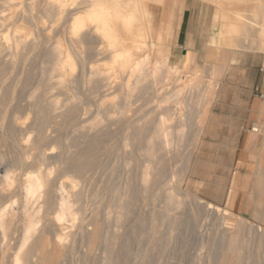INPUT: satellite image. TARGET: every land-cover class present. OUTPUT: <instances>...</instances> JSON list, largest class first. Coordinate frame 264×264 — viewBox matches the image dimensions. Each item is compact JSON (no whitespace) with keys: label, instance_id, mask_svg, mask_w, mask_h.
<instances>
[{"label":"rangeland","instance_id":"1","mask_svg":"<svg viewBox=\"0 0 264 264\" xmlns=\"http://www.w3.org/2000/svg\"><path fill=\"white\" fill-rule=\"evenodd\" d=\"M58 1L62 2L59 7ZM94 1L95 0H0V68L2 69H0V74L5 75V73H3L5 69L8 71L7 76H5L7 79L0 76V78H2L0 79V162H2L0 163L2 164L0 166V181H2L1 173L3 172L1 171H3L4 166L7 168H4V171L12 172V175L16 179L10 188L2 185V182L0 183V190L2 191H0V210L10 206L12 203H15L18 209H16L18 212L16 211L15 216L8 220L11 230V232L9 231L8 233V238L4 240L0 232V264L12 263L13 255H15L21 239V220L23 219L22 209L24 206L22 202V182L27 173L26 170H37L40 171L41 174L47 175L46 177L49 181V185L48 183L47 185L49 187H46L48 189L45 188L47 192H45V195H51L45 197L43 194L40 203L41 210H43L41 212L43 215L41 214L42 216H40L43 219L41 220L40 218L42 222L40 235L42 238L44 237L42 244L45 243L41 246L40 250L44 249L47 253L39 250L41 253L38 251V254L34 253V255L30 253L25 254L27 260L29 259L27 261L29 264H237V261L234 260L235 256L233 253L238 255L239 252H242L244 249L249 250L252 254L257 256L250 257V264H263L264 236L259 235L256 229L257 226L264 229V221L258 215L264 212V207L260 208L257 204V201L261 200V197L258 196L259 193L255 191V193H253V190L256 186L254 184L256 177H259L256 176V173H260L261 177L259 178L264 180V100H260L261 105L258 108V116H256V119L254 115L250 114V118L255 120H253V125L249 129L244 130L242 136L238 138L239 144L216 143L217 141L228 140V136H230L232 140L233 135L231 132L234 130L211 126L213 123L234 124V121L229 119V117L237 115L233 108H226L222 111L216 106L219 82L223 78L227 67L233 62V56L239 52L256 54L263 60L262 63L264 65V46L261 38V25L258 24L264 19V0H188V4H193L197 9L195 13L196 18L202 14L203 10L207 14L208 30L206 36H210L211 38L208 43L216 46L218 55H220V58L222 57L220 64L222 66H196L191 70L188 69V67L185 69L179 66L182 69L172 75L167 69L161 71L162 73H160L156 81L150 78V73L153 69V65L155 66L157 63H162L164 55L160 53L159 49L161 47L163 49L164 47L169 48V42L175 34L173 23L167 24L166 27L163 26L162 9L168 8L170 4H172L171 15H177L180 12V10L178 11V5L184 0H107L109 4H116V10L118 11V17L113 18L114 21H112V27L114 28L113 35L115 36L112 40L113 42L97 28L96 24H92L90 21L88 24V21H85L88 20L86 16L88 12L86 11L89 10L90 5ZM145 4L150 11H153L151 12L154 16L153 20L159 22V24L153 23L152 30H150L146 22H144L143 15L141 16L142 11L140 10V6ZM50 6L51 10H49ZM45 9L47 11H45ZM50 11H53L51 13L54 14L52 15ZM139 11L141 13H139ZM43 12L48 14L44 15ZM216 12H219V14ZM49 13L51 17L57 15L56 19L55 17L51 18ZM131 13L134 22L132 26L127 29L122 22L123 19L121 16L131 15ZM78 19L83 21L82 27H77L76 20ZM145 24L147 27L144 26ZM231 31H233L232 36ZM74 32H76V34ZM225 33L228 36H226ZM122 34H124V36ZM159 35L161 36L160 40L158 39ZM147 36L148 39L146 38ZM3 37L5 38L3 39ZM15 38L17 40L20 39L18 40L20 42L17 43V40H15V42ZM91 38L94 39L93 41H95V43H93ZM149 39H151L150 42ZM21 40L25 42L24 45L21 43ZM147 41L152 44H149ZM82 42L85 43L82 44ZM87 44L89 46L91 45L94 49V51L91 49V54L87 50H90L91 47ZM2 45H4V48H2ZM17 45L22 51L18 49ZM94 46L98 49L96 50ZM69 48L71 51L73 49L74 52H71ZM105 50L106 53H103ZM146 50L152 51V54H149L150 52ZM51 51L52 53L55 51V53L52 54ZM65 52L68 55H66ZM95 52L98 53L96 54ZM138 52L139 54L137 55L139 58L135 55ZM17 53L20 55H17ZM109 53L112 56H110ZM54 54L58 55L55 56ZM11 55L13 57H11ZM52 55L54 64L50 60L52 59ZM60 55L62 56L61 58L58 57ZM119 55H124V61H119ZM149 55H151V57ZM17 56H21L20 59ZM66 56L69 57L67 58ZM81 63L82 66H80ZM137 64L140 67H138ZM49 65L51 67L54 66V69L52 67L50 70ZM144 67L146 68L145 71L148 72L143 70ZM140 71H142V73ZM10 72L14 74L11 75L12 78ZM107 72L110 74H107ZM143 73L145 74L143 75ZM196 73L202 76L200 80V84H202H199V86L194 88L195 90H191V92L187 91V89L182 93H178V90ZM47 75H49L48 79L53 80H48ZM75 75L77 77H75ZM78 75H83L84 77H79ZM44 76H46L47 80H45ZM54 76H57L58 79ZM99 77L101 78L99 79ZM68 78H71V80ZM76 78L82 79H80L81 81L79 79L77 81ZM95 79L98 81L97 84H95ZM55 80L58 81L56 82ZM66 80H68L69 83ZM72 80L73 82H71ZM100 80L102 81L100 82ZM2 81L5 82V84ZM45 81H49V84L52 82V85L47 84ZM54 81L57 85H54ZM107 82L109 84L105 87ZM155 82H157V84ZM164 82L165 84H163ZM98 84L100 86L99 88L97 86ZM144 84H149L150 86H144ZM159 84H161V86ZM53 85L55 89L52 87ZM103 85L104 87H101ZM3 86L5 90L7 88H12L13 92H9L7 89L8 94H3L4 92H1V90L4 89ZM14 86L18 88H16L17 91L14 90ZM154 86L158 88L153 89ZM146 87L149 89L146 90ZM37 88L38 90H36ZM48 88L50 90L49 93L52 91L53 95H55V101L53 97H51L52 92L50 94L48 93ZM40 89H43V92H41ZM165 90L167 91L165 92ZM38 92L42 93V95H36L39 94ZM44 92L49 95L44 94ZM58 92L60 94H58ZM10 93H12V95ZM33 93H35V95H33ZM187 93L188 96H186ZM196 93H198L200 97ZM208 94H210V98H207ZM5 95H7V97H5ZM35 96H39L38 99L40 98L41 101L45 98L47 103L44 100V104H42L43 102H41L40 99L38 102ZM49 97L51 99H47ZM182 97H185V99H183L185 101H181ZM201 97L205 99L203 100ZM7 98L11 100L8 99L6 101ZM178 100L182 103L178 102ZM188 100L189 103H187ZM13 101L14 103H12ZM34 102H37L39 107L37 103H35V105ZM192 102H194V105ZM184 103L189 105L187 106ZM195 103L198 104L195 105ZM8 104H12L10 106L13 108L11 109ZM15 104L17 108L13 106ZM40 104L44 105V108L42 105L40 106ZM52 104L54 107L51 106ZM60 104H63V106ZM191 104L195 106L193 108H196V110L194 109L196 114L195 112L193 114L194 110ZM59 105L62 107L64 114L66 112L69 113L72 107L73 110L70 111V115L66 113L65 117H62L61 114L63 111ZM184 105L185 110L183 107ZM55 106H58L59 110ZM34 107L37 108V116L39 117H36V112H34L36 110ZM40 107L43 109V112ZM51 107L52 109L54 108L56 112L53 110L54 113H52ZM64 108H66V112ZM14 109L19 112H16V110L13 111ZM49 109L51 110L50 112ZM199 109H201L202 112ZM190 111L192 112L190 113ZM39 112H41V115L47 112L49 114L47 113V115L42 117ZM186 112L189 114H186ZM200 112L204 114L202 115ZM71 114L74 115L72 116ZM197 114L199 115L197 116ZM48 115H50V117ZM186 115H188L189 118ZM15 116L21 117V121L19 122L18 120H20V118H15ZM46 116L48 118H46ZM60 116L62 118H59ZM71 117H74L75 120ZM41 118L43 120H48L46 121L47 123L45 121L42 123V120L39 121ZM187 118L189 120H187ZM34 119L36 121H34ZM163 119H166L164 124L166 125V129L170 128L169 131L167 129V132L169 133L171 144L165 145L163 142L164 138H159L156 134L157 125ZM12 120H16V122ZM10 121L12 122L9 123ZM64 121H66V123H64ZM70 121H72V123H70ZM185 121H187L186 123L189 127L187 124L185 125ZM188 122H190V124ZM67 123H69V127L66 126ZM130 123L132 124L130 125ZM37 124H39V126ZM50 124L52 125L50 126ZM128 125L132 126V128ZM169 125L170 127H168ZM199 128L200 130H198ZM253 129H258L259 132L255 133ZM11 131L15 134L12 135ZM8 134H10L11 137ZM44 134L47 136H44ZM131 134L134 135L132 136ZM187 134L189 137L186 136ZM254 134L258 135L256 143L246 144L248 136L250 137ZM42 135L44 136L43 139L41 138L43 137ZM195 135L198 138H196ZM14 136H16V140H14ZM182 138L184 139L182 140ZM186 139L187 141H184ZM175 141L177 143H175ZM16 142L17 144H15ZM156 145H159V147ZM39 146L40 151H38ZM148 146L151 149L154 147L153 151L155 152H146ZM181 146H184L185 149ZM187 146L189 147L187 148ZM97 148L101 151L99 155H97ZM156 152L159 153L156 155ZM92 153H94V156H92ZM69 154L70 156H68ZM150 154L152 155L150 156ZM63 156L66 157L64 158ZM67 156L69 158H67ZM37 157L40 158L38 159ZM59 157H63L64 159L67 158L65 161L66 163L61 161L63 158L60 159ZM73 157H75V159ZM16 158L17 160L23 159L21 161H24V164H21L20 161V163H17ZM34 159H36L37 162L39 160V162L37 163ZM40 160L43 161L41 162ZM91 160L94 163H92ZM34 162H36L37 165H35L36 163ZM83 163H85L86 166L82 170V173L81 171L78 173L76 168ZM72 164H76L77 166ZM68 165H70V167H68ZM25 167L28 169H25ZM48 167H52V169L50 170ZM66 167L68 169H66ZM69 168L76 169V172L75 170L71 171L72 169L70 170ZM65 171L69 172L65 174ZM148 173L149 176L147 179L149 181L147 180V182L144 183L142 179L145 175L147 177ZM58 182L64 183L69 195H72H70V197H72L70 199L74 201L72 202L74 208H76L75 210L78 209V211H80L78 213L79 218H83V220L82 218L80 220L78 219L75 224L76 226L74 225L73 228L67 230L70 237H66L65 242L62 244V248L58 247L55 242L56 236L58 235L57 231L60 230V227L55 224L53 218L56 212L54 207L58 206V192L55 191ZM126 188H129L128 190L130 191ZM256 188L257 186L255 189ZM53 191H55L56 194ZM127 191L131 192L128 193V197ZM54 194L55 196H53ZM123 194L124 196L122 197ZM44 197H48V200H44ZM51 197L52 201L50 202L49 200H51ZM15 198L16 200H14ZM128 198H130V201ZM125 200H127L125 203L126 206L122 203L125 202ZM54 203L57 206H55ZM208 205L212 206L214 210L209 209ZM123 206L126 210L127 207H130L126 211V214L124 213L125 208ZM217 208L218 210L220 208V213L230 212L229 216L234 225V229L228 231V235L226 232H222V235L225 236H222L223 240L216 237V234H218V232L220 233V231L213 233L214 230L210 233L211 236L214 235L209 241L203 240L201 239L202 237L199 236L202 220L206 216L209 217L211 221L214 219L216 220V213H219L216 211ZM53 210H55V212H53ZM19 214H21V216ZM85 215H87V218ZM91 215L93 216L91 217ZM89 217L91 219H89ZM18 218L19 220H16ZM210 219H208V222H210ZM47 220L48 222H46ZM17 222H19L18 225L20 227L17 225ZM99 223L102 224V226L99 225ZM44 224L47 225H45V227H48V231H52V233L45 232L47 229L43 228ZM17 228L19 229L17 230ZM63 228L66 229L67 226H62L61 231ZM94 228L96 231L98 229L100 231V240L96 244L93 241L89 243V239H92L91 236L95 233ZM102 231L104 232L103 234H101ZM42 232L45 233V236L42 235ZM53 232L55 237L52 235ZM88 236L90 238H88ZM113 236L115 237L113 238ZM91 242L93 243L92 245ZM219 242L220 244H218ZM53 244L56 245L57 248L56 246L54 247ZM108 247L110 249L113 247V250L111 249V251H108ZM51 248L53 249L52 251ZM57 249L59 253L56 251ZM53 253H58L60 255H54ZM116 253L117 255H115ZM113 254L117 257L116 259H114L115 256H113ZM107 255L108 258H106ZM109 255H111L110 257L112 258H110ZM109 258L114 259L116 262L109 260ZM109 261H113V263ZM238 263H242L241 260Z\"/></svg>","mask_w":264,"mask_h":264},{"label":"bare ground","instance_id":"2","mask_svg":"<svg viewBox=\"0 0 264 264\" xmlns=\"http://www.w3.org/2000/svg\"><path fill=\"white\" fill-rule=\"evenodd\" d=\"M114 1V0H113ZM132 1V0H131ZM136 1V0H135ZM164 1V0H163ZM213 1V0H212ZM220 1V0H219ZM86 2H88V1H86ZM159 2V1H158ZM216 2V1H215ZM214 2V3H215ZM53 3V2H52ZM92 3V2H91ZM139 3H140V1H139ZM219 3H221V2H219ZM223 3V2H222ZM48 4V3H47ZM51 4V3H50ZM61 4H62V2L61 1H58V7L59 6H61ZM137 4V3H136ZM182 4V3H181ZM225 4V3H224ZM55 5H56V3H55ZM83 5V4H82ZM220 5V4H219ZM53 6V5H52ZM57 6V5H56ZM159 6V5H158ZM225 6V5H224ZM230 6V5H229ZM116 7H117V5L116 4H109L108 3V1L107 0H99V1H94L91 5H90V7H89V10L88 11H86V12H88V14L86 15L87 16V19L88 20H85V21H88V24H89V21L93 24H96L97 25V28L101 31V32H103L104 33V35L109 39V40H113L114 38H115V36L113 35V32H114V28L112 27V21H114L113 20V18H116V17H118L117 16V14H118V11L116 10ZM220 7V6H219ZM48 8V7H47ZM122 8H124V7H122ZM135 8H137V7H135ZM226 8V7H225ZM224 8V9H225ZM49 9V8H48ZM85 9V8H84ZM83 9V10H84ZM88 9V8H87ZM132 9H133V7H132ZM49 10H51V6H50V9ZM82 10V9H81ZM138 10V9H137ZM140 10L142 11V13L139 11V13H141V16L143 15V19H144V22H146V24L148 25V28L150 29V30H152V27H153V18H154V16H153V14L151 13V11L146 7V4L145 5H141L140 6ZM45 11H47L46 9H45ZM54 11V10H53ZM53 11H50V13L51 12H53ZM57 11V10H56ZM56 11H55V14H56ZM122 11V10H121ZM133 11V10H132ZM220 11H222V10H220ZM227 11H229V10H227ZM77 12H79V11H77ZM82 12H84V11H82ZM135 12V11H134ZM49 13V15H50V17H51V14L53 15L54 13H51L50 14ZM59 13V12H58ZM75 13V12H74ZM216 13H218L219 14V12H216ZM221 13V12H220ZM43 14L44 15H46V14H48V13H46L45 14V12H43ZM136 14V13H135ZM134 14V15H135ZM217 14V15H218ZM64 15V14H63ZM84 15V14H83ZM121 15V14H120ZM139 15V14H138ZM233 15V14H232ZM56 16L57 15H55V16H52V17H55V19H56ZM60 16V15H59ZM237 16V15H236ZM48 17V16H47ZM51 17V18H52ZM122 17V22L124 23V25L127 27V29H129L131 26H132V23L134 22L133 21V17H132V13H131V15H124V16H121ZM140 17V16H139ZM58 18V17H57ZM63 18V17H62ZM70 18V17H69ZM82 18V17H81ZM67 19V18H66ZM120 19V18H119ZM135 19V18H134ZM216 19V18H215ZM2 20V19H1ZM57 20H60V19H57ZM57 20H55V21H57ZM62 20V19H61ZM142 20V19H141ZM76 21H77V23H76ZM75 21V23L77 24V27L78 26H81L82 24H83V21L81 20V19H78V20H76ZM116 22V21H115ZM143 22V21H142ZM59 23V22H58ZM73 23H74V21H73ZM119 24V23H118ZM136 24V23H135ZM144 24V23H143ZM144 25V26H146L147 27V25ZM258 24H260L261 25V38H262V44H263V46H264V19H263V21L262 22H259ZM43 26V25H42ZM94 26V25H93ZM139 26V25H138ZM230 26H232V25H230ZM234 26V25H233ZM236 26V25H235ZM38 27V26H37ZM45 27V26H44ZM82 27V26H81ZM219 27H220V25H219ZM238 27V26H237ZM41 28V27H40ZM40 28H39V30H40ZM116 28V27H115ZM140 28H141V26H140ZM145 28V27H144ZM42 29V28H41ZM44 29V28H43ZM76 29V28H75ZM81 29V28H80ZM147 29V28H146ZM145 29V30H146ZM229 30H231L230 28H228ZM235 29V28H234ZM36 30V29H35ZM38 30V29H37ZM46 30H48V29H46ZM84 30V29H83ZM92 30V29H91ZM229 30H228V32H229ZM233 30V29H232ZM238 30V29H237ZM75 31H77V30H75ZM80 31V30H79ZM98 31V30H97ZM138 31H139V29H138ZM227 31V30H226ZM19 32V31H18ZM42 32V31H41ZM117 32V31H116ZM120 32V31H119ZM131 32V31H130ZM143 32H145V31H143ZM146 32H147V30H146ZM232 33H231V36H232V34H233V31H231ZM235 32V31H234ZM43 33H45V32H43ZM42 33V34H43ZM48 33V32H47ZM75 34H76V32H74ZM85 33V32H84ZM89 33V32H88ZM121 33V32H120ZM139 33V32H138ZM230 33V32H229ZM236 33V32H235ZM90 34V33H89ZM97 34H98V32H97ZM126 34V33H125ZM133 34V33H132ZM144 34V33H143ZM142 34V35H143ZM146 34V33H145ZM226 34V33H225ZM46 35V34H45ZM87 35V34H86ZM123 36H124V34H122ZM129 35V34H128ZM147 35H148V33H147ZM76 36V35H75ZM226 36H228L227 34H226ZM6 37H8V36H6ZM16 37V36H15ZM18 37H19V35H18ZM21 37V36H20ZM24 37V36H23ZM22 37V38H23ZM85 37V36H84ZM91 37V36H90ZM122 37V36H121ZM127 37V36H126ZM132 37V36H131ZM137 37V36H136ZM225 37V36H224ZM5 37H3V39H4ZM9 38V37H8ZM89 38V37H88ZM96 38V37H95ZM97 38H99V37H97ZM147 39H148V36L146 37ZM150 38V37H149ZM221 38V37H220ZM92 39V38H91ZM90 39V40H91ZM125 39V38H124ZM143 39H144V37H143ZM225 39H228V38H225ZM229 39H230V37H229ZM232 39H234V38H232ZM15 40H17L16 38L14 39V41ZM18 40H20V39H18ZM17 40V43L18 42H20V41H18ZM71 40V39H70ZM85 40V39H84ZM83 40V41H84ZM86 40H87V38H86ZM94 39H92V41H93ZM122 40H123V38H122ZM129 40V39H128ZM139 40V39H138ZM150 40L151 39H149V42H150ZM8 41V40H7ZM23 40H21V43H23V45H24V43L25 42H22ZM61 41V40H60ZM82 41V40H81ZM89 41V40H88ZM101 41V40H100ZM103 41V40H102ZM118 41V40H117ZM16 42V41H15ZM75 42V41H74ZM87 42V41H86ZM91 42V41H90ZM113 42V41H112ZM128 42V41H127ZM133 42H135V41H133ZM148 42V41H147ZM146 42V43H147ZM148 42V43H149ZM21 43H19V44H21ZM83 43H85V42H82V44ZM89 43V42H88ZM93 43H95V41H93ZM132 43V42H131ZM148 43H147V45H148ZM16 44V43H15ZM63 44V43H62ZM69 44V43H68ZM90 44V43H89ZM100 44H101V42H100ZM104 44V43H103ZM109 44V43H108ZM117 44V43H116ZM129 44V43H128ZM149 44H152V43H149ZM22 45V46H23ZM81 45V44H80ZM88 45V44H87ZM86 45V46H87ZM95 45H97V44H95ZM114 45H115V43H114ZM136 45V44H135ZM138 45H140V44H138ZM137 45V46H138ZM143 45V44H142ZM3 47L2 48H4V45H2ZM14 46V45H13ZM18 46V45H17ZM21 46V47H22ZM73 46V45H72ZM79 46V45H78ZM84 46H85V44H84ZM89 46V45H88ZM87 46V47H88ZM105 46H107V45H105ZM145 46H146V44H145ZM149 46V45H148ZM154 46V45H153ZM6 47V46H5ZM20 47V48H21ZM62 47V46H61ZM89 47H91L90 48V50L89 49H87L89 52L91 51V49H93L92 48V46L90 45ZM88 47V48H89ZM125 47V46H124ZM140 47H142V46H140ZM217 47H218V45H217ZM1 48V49H2ZM25 48V47H24ZM94 48H95V46H94ZM100 48V47H99ZM130 48V47H129ZM135 48V47H134ZM147 48V47H146ZM14 49V48H13ZM18 49H19V46H18ZM26 49V48H25ZM59 49V48H58ZM70 49V48H69ZM96 49V48H95ZM98 49V48H97ZM96 49V50H97ZM141 49V48H140ZM145 49V48H144ZM263 49V48H262ZM17 50V49H16ZM20 50V49H19ZM19 50H18V52H19ZM102 50V49H101ZM106 50H107V48H106ZM106 50H105V52H103V53H106ZM112 50V49H111ZM114 50V49H113ZM126 50H127V48H126ZM148 50H149V48H148ZM148 50H146V51H148ZM151 50V49H150ZM264 50V49H263ZM20 51H22V50H20ZM59 51H61V50H59ZM58 51V52H59ZM68 51V50H67ZM70 51H71V49H70ZM92 51H94V49L92 50ZM99 51V50H98ZM138 51V50H137ZM62 52H63V50H62ZM61 52V53H62ZM71 52H74L73 51V49H72V51ZM107 52H109V51H107ZM112 52V51H111ZM121 52V51H120ZM132 52V51H131ZM145 52V51H144ZM148 52H150L149 54H152L151 52L152 51H148ZM197 52V51H196ZM2 53V52H1ZM21 53V52H20ZM50 53V52H49ZM51 53H52V51H51ZM53 53H55V51L53 52ZM52 53V54H53ZM61 53H59V54H61ZM66 53V52H65ZM76 53V52H75ZM92 52H90V54H91ZM96 53V52H95ZM98 53V52H97ZM96 53V54H97ZM101 53V52H100ZM99 53V54H100ZM128 53V52H127ZM133 53H135V52H133ZM132 53V54H133ZM14 54V53H13ZM19 53H17V55H18ZM78 54V53H77ZM90 54H88V55H90ZM121 54V53H120ZM137 54H139V52L138 53H136L135 55H137ZM148 54V53H147ZM20 55V54H19ZM51 55V54H50ZM55 55V54H54ZM56 55H58V54H56ZM55 55V56H56ZM66 55H68L67 53H66ZM76 55V54H75ZM74 55V56H75ZM106 55H108V54H106ZM109 55H110V53H109ZM117 55V54H116ZM142 55H143V53H142ZM145 55V54H144ZM6 56V55H5ZM54 56V57H55ZM100 56H102V55H100ZM110 56H112V55H110ZM133 56H134V54H133ZM150 57H151V55H149ZM149 56H148V58H149ZM11 57H13L12 55H11ZM18 57V56H17ZM20 57L21 56H19L18 58L20 59ZM50 57V56H49ZM58 57H62L61 55L60 56H58ZM67 57V56H66ZM69 57V56H68ZM67 57V58H68ZM75 57H77V56H75ZM98 57V56H97ZM103 57V56H102ZM116 57V56H115ZM136 57H138V55L136 56ZM224 57V56H223ZM3 58V57H2ZM51 58L52 59H50L51 61L53 60V55L51 56ZM80 58V57H79ZM96 58V57H95ZM113 58V57H112ZM118 58V57H117ZM139 58V57H138ZM137 58V59H138ZM146 58V57H145ZM222 58V57H221ZM71 59V58H70ZM75 59V58H74ZM84 59V58H83ZM124 59V55H119V61H124L123 60ZM132 59V58H131ZM144 59V58H143ZM14 60H16V59H14ZM57 60V59H56ZM60 60V59H59ZM62 60V59H61ZM76 60V59H75ZM82 60V59H81ZM99 60V59H98ZM156 60V59H155ZM219 60V59H218ZM50 61V62H51ZM54 61V60H53ZM52 61V62H53ZM68 61V60H67ZM79 61H80V59H79ZM113 61H115V60H113ZM150 61H151V59H150ZM149 61V62H150ZM221 61H222V59H221ZM52 62H51V64H52ZM65 62V61H64ZM69 62V61H68ZM127 62V61H126ZM140 62H141V60H140ZM149 62H148V64H149ZM10 63H11V61H10ZM56 63V62H55ZM78 63V62H77ZM87 63V62H86ZM85 63V64H86ZM147 63V62H146ZM152 63H153V61H152ZM175 63V62H174ZM12 64H13V62H12ZM50 64V65H51ZM53 64H54V62H53ZM52 64V65H53ZM56 64H58V63H56ZM73 64V63H72ZM139 64V63H138ZM138 64H137V66H138ZM142 64V63H141ZM151 64V63H150ZM3 65H5V64H3ZM49 65V66H50ZM87 65V64H86ZM145 65V64H144ZM1 66V65H0ZM14 66V65H13ZM15 66H16V64H15ZM49 66H48V68H49ZM56 66V65H55ZM73 66V65H72ZM80 66H82V63H81V65ZM79 66V67H80ZM11 67V66H10ZM9 67V68H10ZM17 67V66H16ZM53 67V69H54V66H52ZM51 66H50V70H51V68H52ZM66 67V66H65ZM138 67H140V66H138ZM151 67V66H150ZM6 68V67H5ZM15 68V67H14ZM47 68V69H48ZM68 68V67H67ZM100 68V67H99ZM1 69V68H0ZM4 69V68H3ZM17 69V68H16ZM46 69V68H45ZM58 69V68H57ZM140 69V68H139ZM168 70L169 72H170V74L172 75L173 73H176V72H178L181 68L179 67V66H176V65H173V63H172V60H171V58H169V57H163V59H162V63H157L155 66L153 65V69H152V71H151V73H150V78H152V79H154L155 81L159 78V75H160V73H162L161 71H163V70ZM2 70V69H1ZM12 70V69H11ZM134 70V69H133ZM144 71L146 70V68L144 67V69H143ZM5 71V72H4ZM7 71V69H5V70H3V73H5V75L4 74H0V76L2 77H5V76H7V73H8V71ZM56 71V70H55ZM85 71V70H84ZM168 71H167V73H168ZM183 71V70H182ZM45 72V71H44ZM47 72V71H46ZM50 72V71H49ZM57 72V71H56ZM92 72V71H91ZM94 72V71H93ZM97 72V71H96ZM137 72H138V70H137ZM136 72V73H137ZM141 73H142V71H140ZM145 72H148V71H145ZM165 72V71H164ZM1 73H2V71H1ZM48 73V72H47ZM51 73V72H50ZM52 73H53V70H52ZM88 73V72H87ZM86 73V74H87ZM135 73V72H134ZM17 74V73H16ZM46 74V73H45ZM44 74V75H45ZM79 74V73H78ZM89 74V73H88ZM96 74V73H95ZM107 74H110L109 72H107ZM139 74V73H138ZM137 74V75H138ZM145 73H143V75H144ZM225 74V73H224ZM11 75H14V74H12L11 72H10V76ZM58 75V74H57ZM59 75H61V74H59ZM98 75V74H97ZM103 75V74H102ZM163 75H165V74H163ZM180 75H182V74H180ZM17 76V75H16ZM53 76V75H52ZM79 76V75H78ZM80 76H83V75H80ZM79 76V77H80ZM84 76H85V74H84ZM83 76V77H84ZM93 76V75H92ZM111 76V75H110ZM140 76V75H139ZM147 76V75H146ZM161 76H162V74H161ZM186 76V75H185ZM45 77V80H47L48 79V77H49V75H47V79H46V76H44ZM54 77H56L57 79H58V77L57 76H54ZM53 77V78H54ZM60 77V76H59ZM68 77V76H67ZM75 77H77L76 75H75ZM75 77H74V79H75ZM86 77H87V75H86ZM102 77V76H101ZM101 77H99V79L101 78ZM144 77V76H143ZM142 77V78H143ZM201 75L200 74H193L192 75V77L190 78V76H189V78H190V80L184 85V86H182V85H180V86H182V88H180L179 90H178V93L179 92H183V91H185V90H187V91H189V92H191V90H193L194 88H197V86H199V84H200V80H201ZM10 78V77H9ZM8 78V79H9ZM11 78H12V76H11ZM11 78H10V80H11ZM55 78V79H56ZM65 78V77H64ZM71 78H73V77H71ZM71 78L69 79V80H71ZM107 78V77H106ZM105 78V79H106ZM138 78V77H137ZM150 78H149V80H150ZM181 78V77H180ZM0 79H2V78H0ZM5 79H7L6 77H5ZM14 79H15V77H14ZM18 79V78H17ZM78 79L79 78H76V80L78 81ZM80 79H82V78H80ZM79 79V80H80ZM89 79V78H88ZM91 79V78H90ZM93 79V78H92ZM138 79H141V78H138ZM138 79H136V80H138ZM146 79V78H145ZM175 79V78H174ZM48 80H50V79H48ZM53 80V79H52ZM52 80H50V81H52ZM75 80V81H76ZM87 80V79H86ZM85 80V81H86ZM96 80V82H95V84H97L98 83V81H97V79H95ZM102 80H104V79H102ZM102 80H100V82L102 81ZM143 80V79H142ZM153 80V81H154ZM172 80V79H171ZM183 80V79H182ZM4 81H6V80H4ZM12 81H14V80H12ZM18 81V80H17ZM56 82L58 81V80H55ZM53 82L54 83V85L56 84L57 85V83L56 82ZM62 81V80H61ZM66 81H68V80H66ZM81 81V80H80ZM83 81H84V78H83ZM88 81V80H87ZM107 81V80H106ZM184 81V80H183ZM3 82V81H2ZM11 82V81H10ZM46 82V81H45ZM71 82H73V80L71 81ZM92 82H94V81H92ZM144 82H145V80H144ZM148 82V81H147ZM151 82V81H150ZM149 82V83H150ZM4 84H5V82H3ZM13 83V82H12ZM44 83V82H43ZM47 84H49V81H47L46 82ZM52 83V82H51ZM49 84V85H52V84ZM68 83H69V81H68ZM85 83V82H84ZM153 83V82H152ZM156 84H157V82H155ZM65 84V83H64ZM103 84V83H102ZM107 84H109L108 82L105 84V87H106V85ZM163 84H165V82L163 83ZM178 84H180V83H178ZM202 84V83H201ZM200 84V85H201ZM214 84V83H213ZM0 85H1V80H0ZM48 85V86H49ZM52 86L54 89H55V86ZM60 85V84H59ZM149 85V84H148ZM148 85H146V84H144V86H148ZM152 85V84H151ZM160 86H161V84H159ZM167 85V84H166ZM169 85V84H168ZM5 86V85H4ZM4 86H3V88H4ZM15 86H16V84H15ZM14 86V87H15ZM98 86V88L100 87L99 86V84L97 85ZM96 86V87H97ZM143 86V87H144ZM150 86V85H149ZM153 86V85H152ZM159 86V87H160ZM163 86H165V85H163ZM176 86V85H175ZM214 86H216V85H214ZM7 87V86H6ZM9 87V86H8ZM12 87V86H11ZM45 87H46V84H45ZM45 87L43 86V88L45 89ZM57 87V86H56ZM61 87V86H60ZM101 87H104V85L103 86H101ZM128 87V86H127ZM166 87V86H165ZM1 88V87H0ZM16 88L17 87H15V89L14 90H16ZM41 88V87H40ZM50 88V87H49ZM49 88L47 89V91H48V93H49V91L51 90V88H50V90H49ZM63 88H64V86H63ZM155 88H158L157 86L155 87L154 86V88L153 89H155ZM8 89V88H7ZM5 90V88L4 89H2V90H4V91H2L1 90V92H4L3 94H8L7 92H8V90H9V92L10 91H12V88H10V89H8V90ZM18 89V88H17ZM149 88L148 87H146V90H148ZM22 90V89H21ZM36 90H38V88L36 89ZM35 90V91H36ZM43 89H40V91L41 92H43L42 91ZM162 90V89H161ZM161 90H160V92H161ZM195 90V89H194ZM214 90V89H213ZM6 91V92H5ZM17 91V90H16ZM24 91V90H23ZM45 91V90H44ZM46 91V92H47ZM62 91V90H61ZM156 91V90H155ZM167 90H165V92H166ZM13 92V91H12ZM19 92V91H18ZM17 92V93H18ZM46 92H44V94H47ZM52 92V91H51ZM50 92V93H51ZM60 92V91H59ZM58 92V94H60ZM64 92V91H63ZM37 93V92H36ZM39 93V92H38ZM49 93V94H50ZM11 95H12V93H10ZM19 94V93H18ZM40 94L42 95V93H39V94H36V95H39L40 96ZM44 94H43V97H44ZM49 94H47V95H49ZM57 94V95H58ZM193 94H195V93H193ZM196 94H198V93H196ZM204 94V93H203ZM33 95H35V93H33ZM167 95V94H166ZM10 96V95H9ZM8 96V97H9ZM18 96V95H17ZM17 96H15V97H17ZM39 96H35L36 98H37V100H38V102H39V99H38V97ZM46 96V95H45ZM54 96L55 95H53V92H52V96L51 97H53V100H54ZM165 96V95H164ZM179 96H181V95H179ZM186 96H188V93H187V95ZM197 96V95H196ZM198 96H199V94H198ZM5 97H7V95H5ZM4 97V98H5ZM11 97V96H10ZM9 97V98H10ZM21 97V96H20ZM25 97V96H24ZM190 97H191V95H190ZM200 97V96H199ZM210 98V94H208V96H207V98ZM2 98H3V96H2ZM9 98H7L6 99V101L9 99ZM18 98V97H17ZM42 98V97H41ZM55 98H57V97H55ZM170 98H171V96H170ZM173 98V97H172ZM177 98V97H176ZM175 98V99H176ZM197 98V97H196ZM202 99H203V97H201ZM47 99H51L50 97L49 98H47ZM183 99H185V97H182V100L181 99H179V100H181V101H185V100H183ZM189 99V98H188ZM192 99V98H191ZM205 99V98H204ZM203 99V100H204ZM1 100V99H0ZM9 100H11V99H9ZM15 100V99H14ZM20 100H23V99H20ZM34 100V99H33ZM32 100V101H33ZM44 100L46 101V99L44 98ZM44 100H42L41 101V99H40V101L41 102H43L42 104H44ZM178 100V102H180ZM187 100V99H186ZM190 100V99H189ZM189 100H188V102L187 103H189ZM207 100V99H206ZM16 101V100H15ZM48 101H50V100H48ZM55 101V100H54ZM60 101V100H59ZM58 101V102H59ZM167 101V100H166ZM1 102V101H0ZM8 102H11V101H8ZM7 102V103H8ZM174 102H176V101H174ZM200 102V101H199ZM201 102H202V100H201ZM207 102V101H206ZM12 103H14V101L12 102ZM32 103V102H31ZM35 103H37V102H34V104ZM46 103H47V101H46ZM45 103V105L47 106V104ZM55 103V102H54ZM53 103V104H54ZM57 103V102H56ZM167 103V102H166ZM180 103H182V102H180ZM205 103V102H204ZM203 103V104H204ZM3 104H4V102H3ZM19 104V103H18ZM33 104V105H34ZM42 104H40V106L42 105ZM51 104V103H50ZM53 104L51 105L52 107H54L53 106ZM57 104H59V103H57ZM177 104V103H176ZM175 104V105H176ZM184 104H186V103H184ZM192 104L194 105V102H192ZM192 104H191V107L193 108V107H195V106H192ZM198 103H195V105H197ZM9 105V104H8ZM10 105H12V104H10ZM9 105V106H10ZM22 105V104H21ZM36 105V104H35ZM34 105V106H35ZM49 105V104H48ZM61 105V104H60ZM60 105H59V107H60ZM77 105V104H76ZM187 105V104H186ZM189 105V104H188ZM187 105V106H188ZM201 105V104H200ZM5 106V105H4ZM13 106H15L14 108H17L16 107V104L15 105H13ZM18 106V105H17ZM32 106V105H31ZM37 106H38V103H37ZM36 106V107H37ZM43 106V108H44V105H42ZM45 106V107H46ZM61 106H63V104L61 105ZM70 106V105H69ZM1 107H2V105H1ZM11 107V106H10ZM9 107V108H10ZM39 107V106H38ZM48 107V106H47ZM52 107H51V109H52ZM58 110H59V107L58 106H55ZM72 107V106H71ZM176 107V106H175ZM181 107V106H180ZM184 107V110H185V105L183 106ZM183 107H182V109H183ZM191 107H190V109H191ZM204 107V106H203ZM205 107H206V105H205ZM8 108V107H7ZM13 107H11V109H12ZM35 108V107H34ZM41 108V107H40ZM49 108H50V105H49ZM61 108V110H62V107H60ZM70 108V107H69ZM202 108V107H201ZM2 109V108H1ZM66 108H64V110H65ZM68 109V108H67ZM77 109V108H76ZM171 109V108H170ZM181 109V108H180ZM196 110V108H193V110ZM16 109H14L13 111H15ZM19 110H20V107H19ZM35 110L36 111H34V112H36V117H39V116H37L38 115V112H37V108H35ZM41 110H42V112H43V109L41 108ZM54 108L52 109V111L49 109V112L51 111L52 113H54ZM69 110V109H68ZM71 110H73V107L72 108H70V111ZM78 110V109H77ZM186 110H187V108H186ZM193 111V114H194V112H195V114H196V111ZM200 111H201V109H199ZM18 110H16V112H17ZM63 111V110H62ZM70 111H69V113L68 112H66V110H65V112L66 113H68L69 115H70ZM181 111V110H180ZM179 111V112H180ZM0 112H1V110H0ZM3 112V111H2ZM15 112V113H16ZM19 112V111H18ZM20 112H22V111H20ZM31 112V111H30ZM46 112V111H45ZM56 112V111H55ZM188 112V111H187ZM186 112V114H189V113H187ZM192 111H190V113H191ZM202 112V111H201ZM200 112V114H202ZM4 113V112H3ZM40 113V115H41V112H39ZM48 113V112H47ZM47 113L45 114H43L42 113V117L43 116H45V115H47ZM65 113V114H66ZM124 113H125V111H124ZM49 114V113H48ZM65 114H64V111L62 112V117H65ZM68 114H67V116H68ZM75 114V113H74ZM74 114H71L72 116L74 115ZM78 114V113H77ZM204 114V113H203ZM202 114V115H203ZM8 115V114H7ZM9 115H10V113H9ZM9 115H8V117H9ZM57 115V114H56ZM183 115H185V114H183ZM190 115H192V114H190ZM199 114H197V116H198ZM34 116V115H33ZM40 116V117H41ZM49 117H50V115H48ZM51 116H53V115H51ZM57 116H59V115H57ZM186 116H188V115H186ZM196 116V115H195ZM195 116H194V118H195ZM197 116H196V118H197ZM201 116V115H200ZM54 117V116H53ZM61 116L59 117V118H62ZM191 117V116H190ZM193 117V116H192ZM15 118H20V120H18L19 122L21 121V117H17V116H15ZM46 118H48L47 116H46ZM58 118V117H57ZM58 118V119H59ZM67 118V117H66ZM72 119L74 118V117H71ZM188 118H189V116H188ZM187 118V120H189ZM195 118V119H196ZM3 119V118H2ZM1 119V120H2ZM14 119V118H13ZM38 119V118H37ZM56 119V118H55ZM55 119H54V121H55ZM77 119V118H76ZM168 119V118H167ZM194 119V120H195ZM40 120H42V123L45 121H48V120H43L42 118L41 119H39V121ZM65 120H67V119H65ZM70 120V119H69ZM68 120V121H69ZM73 120H75V118L73 119ZM78 120V119H77ZM76 120V121H77ZM186 120V119H185ZM191 120H193V119H191ZM12 121H15L16 122V120H12ZM12 121H10L9 123H11ZM17 121V122H18ZM34 121H36L35 119H34ZM57 121V120H56ZM165 121H166V119H163L161 122H159V124L157 125V131H156V134L158 135V137L160 138V137H162V138H164V143H165V145L166 144H171V142H170V140H169V133L167 132V129H166V125H164L165 124ZM201 121V120H200ZM18 122V123H19ZM33 122V121H32ZM38 122V121H37ZM36 122V123H37ZM52 122V121H51ZM60 122H62V121H60ZM74 122V121H73ZM187 121H185L184 123H185V125L187 124L186 123ZM47 123V122H46ZM57 123V122H56ZM64 123H66V121H64ZM70 123H72V121H70ZM189 124H190V122H188ZM15 124V123H14ZM61 124H63V123H61ZM132 123H130V125H131ZM19 125V124H18ZM21 125V124H20ZM38 126H39V124H37ZM42 125V124H41ZM44 125H45V123H44ZM49 125V124H48ZM52 124H50V126H51ZM69 125V123H67V127H69L68 126ZM76 125H77V123H76ZM188 125V124H187ZM195 125V124H194ZM15 126V125H14ZM16 126H17V123H16ZM34 126V125H33ZM43 126V125H42ZM42 126H41V128H42ZM46 126V125H45ZM64 126V125H63ZM129 126V125H128ZM183 126H184V124H183ZM183 126H182V128H183ZM7 127V126H6ZM37 127V126H36ZM48 127V126H47ZM129 127H131L132 128V126H129ZM168 127H170V125L168 126ZM188 127H189V125H188ZM193 127V126H192ZM4 128V127H3ZM40 128V129H41ZM46 128V127H45ZM49 128V127H48ZM77 128V127H76ZM180 128V127H179ZM201 128V127H200ZM200 128L198 129V130H200ZM256 128V127H255ZM12 129V128H11ZM21 129V128H20ZM23 129V128H22ZM38 129V128H37ZM43 129V128H42ZM41 129V130H42ZM170 129V128H169ZM169 129H168V131H169ZM172 129H173V127H172ZM181 129V128H180ZM187 129V128H186ZM189 129V128H188ZM194 129V128H193ZM43 131H44V129H43ZM180 131H182V130H180ZM188 131V130H187ZM192 131V130H191ZM12 132V135L13 134H15V133H13V131H11ZM178 132V131H177ZM185 132H186V130H185ZM253 132H255V133H258L259 132V130L258 129H253ZM40 133V132H39ZM174 133V132H173ZM180 133H182V132H180ZM189 133H191V132H189ZM197 133V132H196ZM7 134V133H6ZM172 134V133H171ZM171 134H170V136H171ZM174 134H176V133H174ZM173 134V135H174ZM179 134V133H178ZM186 134V133H185ZM203 134V133H202ZM9 136H10V134H8ZM39 135H41V134H39ZM132 135V134H131ZM134 135V134H133ZM132 135V136H133ZM180 135V134H179ZM191 135V134H190ZM25 136V135H24ZM30 136V135H29ZM43 136V135H42ZM44 136H47V135H45L44 134ZM44 136L43 137H41L42 139L44 138ZM131 136V137H132ZM137 136V135H136ZM176 136V135H175ZM183 136V135H182ZM186 136H188V134L186 135ZM196 136V135H195ZM11 137V136H10ZM16 136H14V140H16V138H15ZM26 137H28V136H26ZM100 137V136H99ZM172 137V136H171ZM170 137V138H171ZM189 137V136H188ZM187 137V138H188ZM12 138H13V136H12ZM25 138V137H24ZM40 138V137H39ZM40 138V139H41ZM101 138V137H100ZM175 138V137H174ZM193 138V137H192ZM196 138H198L197 136H196ZM19 139V138H18ZM27 139V138H26ZM40 139H39V141H40ZM41 139V140H42ZM171 139H173V138H171ZM184 138H182V140H183ZM23 140V139H22ZM30 140H31V138H30ZM45 140H46V138H45ZM180 140V139H179ZM258 140V135L257 134H254L253 136H248V140L246 141V144L248 143V144H252V143H256V141ZM19 141H20V139H19ZM184 141H187V139L186 140H184ZM15 142V141H14ZM41 142H43V141H41ZM161 142H162V140H161ZM174 142V141H173ZM26 143V142H25ZM150 143V142H149ZM175 143H177L176 141H175ZM181 143H182V141H181ZM180 143V144H181ZM185 143V142H184ZM195 143V142H194ZM15 144H17V142L15 143ZM19 144V143H18ZM22 144V143H21ZM157 144V143H156ZM174 144V143H173ZM179 144V143H178ZM183 144V143H182ZM148 145V144H147ZM155 145V144H154ZM200 145V144H199ZM98 146H99V143H98ZM157 147H159V145H156ZM169 146V145H168ZM174 146V145H173ZM17 147V146H16ZM42 147V146H41ZM163 147V146H162ZM165 147V146H164ZM171 147V146H170ZM169 147V148H170ZM175 147V146H174ZM182 148L184 147V146H181ZM189 146H187V148H188ZM92 148H94V147H92ZM95 148H96V145H95ZM147 148V147H146ZM154 148V147H153ZM153 148L151 149V148H149V146H148V149L146 150V152H148V153H154L155 151H153ZM181 148V149H182ZM186 148V149H187ZM192 148V147H191ZM19 149V148H18ZM98 149V148H97ZM156 149H158V148H156ZM155 149V150H156ZM160 149H161V147H160ZM165 149V148H164ZM184 149H185V147H184ZM20 150V149H19ZM44 150V149H43ZM159 150V149H158ZM165 150H167V149H165ZM21 151H23V150H21ZM38 151H40V146L38 147ZM93 151H95V150H93ZM182 151V150H181ZM20 152V151H19ZM84 152V151H83ZM90 152V151H89ZM101 151H99V149H98V154L97 155H99V153H100ZM162 152V151H161ZM183 152V151H182ZM40 153V152H39ZM38 153V154H39ZM42 153H43V151H42ZM69 153V152H68ZM94 153H96V152H94ZM94 153H92V156H94L93 154ZM157 153H159V152H156V155H157ZM164 153V152H163ZM188 153V152H187ZM20 154H21V152H20ZM41 154V153H40ZM44 154H46V153H44ZM64 155H67V154H65V153H63ZM62 154V155H63ZM71 154V153H70ZM70 154L68 155V156H70ZM82 154V153H81ZM91 154V153H90ZM166 154V153H165ZM164 154V155H165ZM22 155V154H21ZM48 155V154H47ZM85 155V154H84ZM152 154H150V156H151ZM37 156V155H36ZM67 156V158H69ZM73 156V155H72ZM75 156V155H74ZM86 156V155H85ZM90 156V155H89ZM149 156V157H150ZM21 157V156H20ZM19 157V158H20ZM41 157H42V155H41ZM61 157V156H60ZM59 157V158H60ZM64 157V156H63ZM62 157V158H63ZM66 157V156H65ZM64 157V158H65ZM76 157V156H75ZM75 157H73L74 159H75ZM78 157V156H77ZM87 157V156H86ZM97 157H99V156H97ZM22 158H25V157H22ZM38 158V157H37ZM40 158V157H39ZM38 158V159H39ZM62 158H60V159H62ZM63 158V160H61V161H63L64 163H66L65 161H66V159H64ZM90 158V157H89ZM74 159H73V161H74ZM88 159V158H87ZM94 159V158H93ZM16 160H17V158H16ZM21 160H23V159H21ZM21 160H17V163L20 161L21 162V164L23 163L24 164V161L22 162ZM27 160V159H26ZM34 160H36V159H34ZM46 160V159H45ZM70 160V159H69ZM69 160H68V162H69ZM96 160V159H95ZM98 160V159H97ZM2 161V160H1ZM41 161V160H40ZM43 161V160H42ZM41 161V162H42ZM73 161H72V163H73ZM79 161L81 162V160L79 159ZM78 161V162H79ZM85 161V160H84ZM92 161V160H91ZM19 162V163H20ZM27 162V161H26ZM36 162H37V160H36ZM36 162H34V163H36ZM38 162H39V160H38ZM37 162V163H38ZM47 162V161H46ZM83 162V161H82ZM87 162H89V161H87ZM0 163H2V162H0ZM11 163V162H10ZM16 163V162H15ZM33 163V164H34ZM37 163L35 164V165H37ZM92 163H94L93 161H92ZM4 164V163H3ZM26 164V163H25ZM40 164V163H39ZM38 164V165H39ZM60 164H62V163H60ZM68 164V163H67ZM76 164H78V163H76ZM76 164H72V165H76ZM88 164V163H87ZM2 164H0V166H1ZM9 165V164H8ZM12 165V164H11ZM15 165V164H14ZM13 165V166H14ZM17 165V164H16ZM42 165V164H41ZM43 165H44V162H43ZM42 165V166H43ZM63 165V164H62ZM65 165V164H64ZM24 166V165H23ZM23 166H21V167H23ZM77 166V165H76ZM85 166H86V164L85 163H83V164H81V165H79L76 169H77V172L79 173V171H81V173L83 172L82 170L85 168ZM91 166V165H90ZM11 167V166H10ZM19 167V166H18ZM27 167H29V166H27ZM27 167H25V169L27 168ZM40 167V166H39ZM68 167H70V165H68ZM4 168L5 169H7L5 166L3 167V171H1V172H3V173H1V176H2V181H0V183L2 182L3 184L2 185H4L5 187H11L13 184H14V182H15V177L12 175V172H9V171H4ZM20 168V167H19ZM18 168V169H19ZM38 168V167H37ZM49 168V167H48ZM72 168H75V167H72ZM72 168H69L70 170L72 169ZM92 168V167H91ZM9 169H11V168H9ZM24 169V170H25ZM28 169V168H27ZM50 170L52 169V167L51 168H49ZM66 169H68L67 167H66ZM76 169H72L71 171H73V170H75V172H76ZM13 170V169H12ZM17 170V169H16ZM23 170V169H22ZM65 170V169H64ZM86 170V169H85ZM92 170V169H91ZM14 171V170H13ZM18 171V170H17ZM29 171V170H28ZM27 170H26V172L25 171H23V172H25L26 173V175L24 176V181L22 182L23 183V190H22V193H23V200H22V202H23V204H24V206H23V209L22 208H20V209H22V216H23V219L21 220V229H22V232H21V239H20V242H19V245H18V248H17V251H16V253H15V255H13L14 257H13V261H12V263L11 264H27L28 262V260H27V258L25 257L26 255L25 254H28V253H30L31 255L33 254L34 255V253H36V254H38L37 252L40 250V248H41V246L43 245V244H45V243H43L42 244V242H43V238H42V236L40 235V228H41V224H42V222L40 221V216H42L43 214L41 213L43 210H41V200H42V198H43V194L45 195V192H46V190H45V188L46 187H49L48 185H49V181H48V178L45 176V175H43V173L41 174V172L40 171H37V170H33V171H29L28 172ZM90 171V170H89ZM147 171V170H146ZM149 171H150V169H149ZM67 172H69V171H65V174L67 173ZM16 173V172H15ZM18 173V172H17ZM144 173H146V172H144ZM150 173V172H149ZM149 173H148V175H147V177H146V175L144 176V178L142 179L143 181H144V183L145 182H147V178H148V176H149ZM22 174V173H21ZM69 174V173H68ZM76 174V173H75ZM86 174H87V172H86ZM19 175H20V173H19ZM74 175V174H73ZM80 175H82V174H80ZM79 176V175H78ZM84 176H86V175H84ZM83 176V177H84ZM256 176H259V177H261V174L260 173H256ZM257 178L256 177V180H255V182H254V184L257 186V188L255 189V187H254V190H253V193H255V192H257V193H259L258 194V196L259 197H261V200H258L257 201V204L259 205V207L260 208H262V207H264V180H261V178ZM150 179V178H149ZM18 181V180H17ZM60 181V180H59ZM149 181V180H148ZM128 182V181H127ZM126 182V183H127ZM130 182V181H129ZM19 183H20V181H19ZM21 183V184H22ZM47 183H48V185H47ZM59 183V182H58ZM57 183V185H56V190L55 191H57L58 193V206L54 203V205L55 206H57V207H54L55 208V210H56V212H55V210H53V212H55V214H54V222H55V224H57L59 227H60V230H58V231H60V232H58L57 231V233H58V235L57 234H55V235H57L56 236V239H55V242H56V244H57V246L58 247H61L62 248V244L65 242V239H66V237L67 236H69V234H68V232H67V230H69V229H71V228H73V226L76 224V222L78 221V219L80 220L81 218H79V212L80 211H78V209L77 210H75L76 208H74V204H73V200H71L70 198H72V197H70V195H69V192L66 190V187H65V185H64V183H59L58 184ZM130 184H131V182H130ZM130 184L128 183V185H129V187H130ZM143 184V183H142ZM47 185V186H46ZM128 185H127V187H128ZM144 185V184H143ZM146 185V184H145ZM21 186V185H20ZM14 188H15V186H14ZM131 188H132V184H131ZM130 188V189H131ZM46 189H48V188H46ZM55 189V188H54ZM127 189V188H126ZM129 189V188H128ZM127 189V190H128ZM133 189V188H132ZM131 189V190H132ZM1 191V190H0ZM21 191V190H20ZM48 191V190H47ZM55 191H53L54 193H55ZM128 191H130V190H128ZM127 191V194L128 193H131V192H128ZM255 191V192H254ZM2 192V191H1ZM10 192V191H9ZM8 192V193H9ZM252 192V191H251ZM47 193V192H46ZM125 193V192H124ZM56 194V193H55ZM55 194L53 195V196H55ZM49 196H51L50 194H48ZM47 194L45 195V197L46 196H48ZM126 195V194H125ZM72 196V195H71ZM124 196V194L122 195V197ZM129 196V194L127 195V197ZM172 196V195H171ZM170 196V197H171ZM257 196V197H258ZM44 197V200H48L47 198H45ZM127 197H124V198H127ZM173 197H174V195H173ZM258 197V198H259ZM22 198V197H21ZM53 199H54V197H53ZM130 198H128V200H129ZM14 200H16V198L14 199ZM13 200V201H14ZM12 201V200H11ZM18 201V200H17ZM50 202L52 201V197H51V200H49ZM56 201V200H55ZM73 201V202H72ZM121 201V200H120ZM123 201H124V199H123ZM126 201L127 200H125V202H122V203H126ZM130 201V200H129ZM132 201V200H131ZM16 202V201H15ZM43 202H45V201H43ZM12 203V202H11ZM18 203H20V202H18ZM121 203V202H120ZM130 203V202H129ZM22 204V205H23ZM44 204V203H43ZM42 204V205H43ZM128 204V203H127ZM251 204V203H250ZM16 204L15 203H12L10 206H7V207H4V208H2V210H0V232H1V234H2V237H3V239L5 240V239H7L8 238V233H9V231L11 232V230H10V228H9V221L8 220H10L11 219V217H14L15 216V214H16V211L18 210L17 209V207L15 206ZM20 205V204H19ZM21 205V206H22ZM18 206V205H17ZM44 206V205H43ZM125 206H126V204H125ZM130 206V205H129ZM120 207V206H119ZM124 207V206H123ZM251 207H252V205H251ZM19 208V207H18ZM53 208V209H54ZM57 208V209H56ZM125 208V207H124ZM128 208H130V207H127V210H128ZM208 208L209 209H213L214 210V208L212 207V206H210V205H208ZM17 209V210H16ZM20 209H19V211H20ZM122 210H123V208H122ZM126 208L124 209V213L126 214ZM219 210H220V208H219ZM219 210H218V208L216 209V211H218L219 212ZM77 211V212H76ZM82 211V210H81ZM86 211V210H85ZM226 211V210H225ZM18 212V211H17ZM53 212H52V214H53ZM90 212V211H89ZM120 212V211H119ZM222 212V211H221ZM93 213V212H92ZM123 213V214H124ZM220 213V212H219ZM218 213V214H219ZM229 213L230 212H228V213H225L226 215H229ZM18 214V213H17ZM42 214V215H41ZM51 214V215H52ZM217 214V213H216ZM20 216H21V214H19ZM121 215H122V213H121ZM259 215V217L260 218H262V220L264 221V212H262V213H259L258 214ZM87 215H85V217H86ZM90 216V215H89ZM93 215H91V217H92ZM97 216H99V215H97ZM120 216V215H119ZM123 216V215H122ZM125 216V215H124ZM84 217V216H83ZM84 217V218H85ZM10 218V219H9ZM15 218H17V217H15ZM22 218V217H21ZM87 218V217H86ZM89 219H91L90 217H89ZM97 219V218H96ZM118 219V218H117ZM246 219V218H245ZM16 220H19V218L18 219H16ZM41 220H43L42 218H41ZM82 220H83V218H82ZM93 220V219H92ZM99 220V219H98ZM119 220V219H118ZM51 221V220H50ZM100 221V220H99ZM46 222H48V220L46 221ZM53 222V221H52ZM90 222H91V220H90ZM92 222H94V221H92ZM96 222V221H95ZM11 223V222H10ZM12 224V223H11ZM19 224V222H17V225ZM48 224V223H47ZM93 224V223H92ZM45 225L46 224H44L43 225V228L45 229L46 227H45ZM56 225V226H57ZM99 225H101L102 226V224H100L99 223ZM15 226V225H14ZM19 226V225H18ZM47 226V225H46ZM62 226H67V228L66 229H64L63 228V230L61 231V227ZM76 226V225H75ZM93 226V225H92ZM96 226V225H95ZM20 227V226H19ZM15 228V227H14ZM19 228H17V230H18ZM20 229V230H21ZM47 229V231H48V227L46 228ZM95 229V228H94ZM42 230V229H41ZM92 230V229H91ZM257 233L259 234V235H261V236H264V229L262 228V227H260V226H257ZM45 231L46 233H52V231ZM43 234L42 235H44L45 233L44 232H42ZM70 233V232H69ZM94 233V232H93ZM104 232L102 231V233L101 234H103ZM111 233H113V232H111ZM212 233V232H211ZM114 234V233H113ZM224 234V233H223ZM226 234H227V232H226ZM51 235V234H50ZM53 237H55L54 236V232H53ZM91 235H92V232H91ZM216 235H219V233L218 234H216ZM228 235V234H227ZM45 236V235H44ZM47 236V235H46ZM111 236V235H110ZM116 236V235H115ZM115 236H113V238L115 237ZM222 235V233H221V235H219L218 236V239L220 238V239H222L223 237H225V236H223ZM70 237V236H69ZM68 237V238H69ZM92 237V239H89V243H90V241H93L95 244L100 240V231H99V229L96 231V229H95V233L93 234V236H91ZM117 237H119V236H117ZM217 237V236H216ZM12 238V237H11ZM88 238H90L89 236H88ZM112 239V238H111ZM117 239V238H116ZM13 240V239H12ZM47 240V239H46ZM102 240V239H101ZM223 240V239H222ZM44 241H45V239H44ZM51 242H52V240H51ZM50 242V243H51ZM215 242H217V241H215ZM221 242V241H220ZM220 242L218 243V244H220ZM1 243V242H0ZM48 243V242H47ZM54 243V242H53ZM93 243L91 242V245H92ZM1 245V244H0ZM52 245V244H51ZM51 245H50V247H51ZM54 245V244H53ZM56 245H54V247H55ZM57 246H56V248H57ZM65 246V245H64ZM96 246V245H95ZM216 246V245H215ZM264 246V245H263ZM44 247H45V245H44ZM53 247V246H52ZM93 247V246H92ZM10 248H11V246H10ZM60 248V249H61ZM107 248V247H106ZM109 248V247H108ZM113 248V247H112ZM111 248V249H112ZM9 249V248H8ZM13 249V248H12ZM48 249H49V247H48ZM59 249V248H58ZM58 249L56 250L58 253H59V251H58ZM111 249L109 248V249H107L108 251H111ZM16 250V249H15ZM42 250V249H41ZM40 250V251H41ZM46 250V249H45ZM53 249L51 248V251H52ZM55 250V249H54ZM107 250H106V252H107ZM113 250V249H112ZM115 250V249H114ZM39 251V252H40ZM44 253H47V252H45L44 251V249L42 250ZM55 251V252H56ZM61 251V250H60ZM116 251V250H115ZM48 252H50V251H48ZM54 252V251H53ZM62 252V251H61ZM61 252H60V254H61ZM114 252V251H113ZM41 253V252H40ZM58 253H56V254H58ZM29 254V255H30ZM35 254V255H36ZM54 254V253H53ZM56 254H54V255H56ZM60 254H58V256L60 255ZM109 254V253H108ZM30 255V256H31ZM111 255H112V253H111ZM111 255H109V257L111 256ZM115 255H117V253L115 254ZM114 254H113V256H115ZM120 255V254H119ZM122 257V256H121ZM106 258H108V255H107V257ZM110 258H112V257H110ZM109 258V260H113V261H115L114 259H116L117 257L115 256L114 257V259H110ZM108 260V259H107ZM113 261H109V262H112L113 263ZM30 262V261H29ZM116 262V261H115ZM114 262V263H115ZM3 264V263H2ZM29 264V263H28ZM32 264V263H31ZM117 264V263H116Z\"/></svg>","mask_w":264,"mask_h":264},{"label":"crops","instance_id":"3","mask_svg":"<svg viewBox=\"0 0 264 264\" xmlns=\"http://www.w3.org/2000/svg\"><path fill=\"white\" fill-rule=\"evenodd\" d=\"M171 6L173 5L170 4V7L162 9L163 26L173 23L175 28L169 48L159 49L163 57L171 58L173 65L185 69L188 67L190 70L196 66H222L216 46L208 43L211 38L206 36L208 20L205 11L203 10L196 18V7L193 4L189 5L188 0H184L178 5L180 12L172 16ZM157 22L153 20V23L159 24ZM160 38L159 35L158 39ZM232 60L219 82L216 106L222 111L233 108L237 115L229 117L234 124L213 123L211 127L233 129L232 140L228 136V140L216 143L235 145L239 144L238 138L242 136L244 130L253 125V120L258 116V108L262 100L260 94H264V65L259 56L250 53H236ZM250 114L254 115L255 119L250 118ZM233 255L237 264H250V257H257L246 249L238 255L234 253ZM240 260L242 263H238Z\"/></svg>","mask_w":264,"mask_h":264},{"label":"built area","instance_id":"4","mask_svg":"<svg viewBox=\"0 0 264 264\" xmlns=\"http://www.w3.org/2000/svg\"><path fill=\"white\" fill-rule=\"evenodd\" d=\"M260 97L264 100V94H260ZM216 215V220L214 219L211 221V219L207 216L202 220L201 228L199 230V236L202 237L201 239L209 241V239L214 235H210L213 230V233L220 231V233H218L221 235L222 232H228L234 229V225L229 215H226L225 212L219 214L217 213ZM208 219H210V222H208ZM219 235H217V237Z\"/></svg>","mask_w":264,"mask_h":264}]
</instances>
